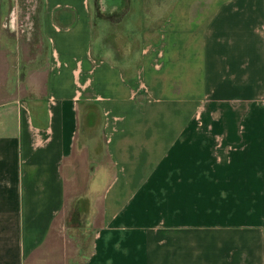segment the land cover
I'll return each instance as SVG.
<instances>
[{"label":"crops","instance_id":"0c3cea01","mask_svg":"<svg viewBox=\"0 0 264 264\" xmlns=\"http://www.w3.org/2000/svg\"><path fill=\"white\" fill-rule=\"evenodd\" d=\"M34 10L0 24V264H264V0Z\"/></svg>","mask_w":264,"mask_h":264},{"label":"rangeland","instance_id":"374dc122","mask_svg":"<svg viewBox=\"0 0 264 264\" xmlns=\"http://www.w3.org/2000/svg\"><path fill=\"white\" fill-rule=\"evenodd\" d=\"M18 3V4H17ZM17 3L13 2V0H10L9 7L6 13V16L1 21V27L5 30V33H9L11 35H14L16 37L22 36L24 33H26V29L28 26L31 27V24L33 22V16H34V6L38 4V0H21V3L19 5V2L17 0ZM21 6V11L19 10ZM64 233V234H63ZM60 235L64 237L66 240V232L62 233L60 232ZM59 235V236H60ZM58 236V238H59ZM61 238V237H60ZM71 240L65 241L64 244V253H67L68 255H74L76 249L74 248V245L72 244ZM62 245V246H61ZM87 246V244H86ZM63 247V242L61 240H58V242L54 243L52 246H50L47 250L41 251L40 253H37L31 260L30 264H39L35 260V258H41L43 257L45 264H49L50 260L51 263L55 262L54 255H58L60 252V249Z\"/></svg>","mask_w":264,"mask_h":264},{"label":"trees","instance_id":"16d2710c","mask_svg":"<svg viewBox=\"0 0 264 264\" xmlns=\"http://www.w3.org/2000/svg\"><path fill=\"white\" fill-rule=\"evenodd\" d=\"M73 264H75V263H73Z\"/></svg>","mask_w":264,"mask_h":264}]
</instances>
